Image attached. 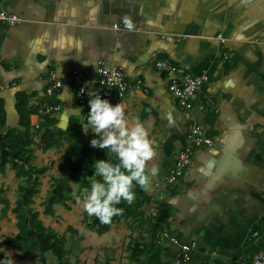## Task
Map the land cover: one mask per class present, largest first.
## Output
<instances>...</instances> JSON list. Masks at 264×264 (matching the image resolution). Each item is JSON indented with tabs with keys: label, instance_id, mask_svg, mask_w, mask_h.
I'll return each mask as SVG.
<instances>
[{
	"label": "crops",
	"instance_id": "crops-1",
	"mask_svg": "<svg viewBox=\"0 0 264 264\" xmlns=\"http://www.w3.org/2000/svg\"><path fill=\"white\" fill-rule=\"evenodd\" d=\"M0 7L23 19L0 22V253L19 256L14 264H173L181 248L171 237L192 247L182 264H251L264 251V0H0ZM125 15L132 31L123 26ZM100 59L147 89L102 98L119 102L130 126L142 123L155 152L145 172L159 169L147 190L134 183L132 202L121 200L116 206L123 211L108 224L89 216L73 196L99 179L80 171L90 166L87 150L109 158L90 146L96 134L89 130L80 142L73 140L69 166L62 167L71 149L69 127L81 130L74 109L86 118L89 108L77 101L73 71L84 73L95 95ZM160 59L205 76L214 103L199 98L191 110L181 108L156 65ZM51 71L63 82L53 98L47 94ZM19 96L28 100L29 130L20 122ZM47 104L61 109L40 114ZM194 121L216 146L197 148L184 175L168 184ZM11 131L20 134L13 142ZM49 134L60 142L46 147ZM15 142L25 144L21 152ZM62 189L54 214H46ZM18 203L29 225L24 250L5 243L19 232L12 211ZM34 212L52 232L36 231Z\"/></svg>",
	"mask_w": 264,
	"mask_h": 264
},
{
	"label": "clouds",
	"instance_id": "clouds-1",
	"mask_svg": "<svg viewBox=\"0 0 264 264\" xmlns=\"http://www.w3.org/2000/svg\"><path fill=\"white\" fill-rule=\"evenodd\" d=\"M122 23L126 30H133L134 23L129 16H123ZM89 96L86 118L79 116L80 109L74 111L81 121V131L87 133L90 130L96 134L91 138L90 146L106 150L109 158L93 161V173L99 179H93L88 188L82 189L79 195L73 193V196L77 202L83 201V209L89 216H95L101 224H108L113 216L123 211L116 206L121 200L132 202L134 183L147 190L150 177L159 169L153 165L145 172V164L155 152L142 123L135 122L130 126L119 102L111 104L99 94L89 93ZM168 119L171 122L170 116ZM0 264H14V261L4 257Z\"/></svg>",
	"mask_w": 264,
	"mask_h": 264
},
{
	"label": "built area",
	"instance_id": "built-area-1",
	"mask_svg": "<svg viewBox=\"0 0 264 264\" xmlns=\"http://www.w3.org/2000/svg\"><path fill=\"white\" fill-rule=\"evenodd\" d=\"M23 21L19 16L9 13L0 7V22L6 25H16ZM114 29L120 30V26L113 25ZM216 38L221 42H226V38L222 35H217ZM98 66V82L101 89L97 94L101 97L117 96L123 98L129 91H143L147 89L143 87L140 81H130L124 70L114 64L108 63L105 59L99 60ZM157 67L164 71L169 78V89L177 98L181 108L191 110L194 103L199 98H203L208 104L214 103V100L209 96L204 89L206 77L202 75H194L187 71L184 67L173 64L167 60L160 59L156 62ZM73 85L77 101L82 105H87L89 100L88 80L84 73L76 69L73 71ZM50 86L47 94L53 98L60 92L63 82L57 77L54 71H51L47 76ZM61 109L60 104H47L40 109L42 115H54ZM216 146V141L207 133L205 126L197 121H194L187 133L186 143L177 152L175 163L167 176V183L174 184L183 175L186 168L192 162V156L197 148ZM254 235H257L255 233ZM163 238H170L168 233L163 234ZM171 241L178 244L181 248L180 257L173 264H182L188 261L192 256V247L188 243H182L177 238H172ZM251 264H264V251L256 252L252 257Z\"/></svg>",
	"mask_w": 264,
	"mask_h": 264
},
{
	"label": "trees",
	"instance_id": "trees-1",
	"mask_svg": "<svg viewBox=\"0 0 264 264\" xmlns=\"http://www.w3.org/2000/svg\"><path fill=\"white\" fill-rule=\"evenodd\" d=\"M18 111L20 113V122H21V125L23 127H25L27 130L30 129V114H31V111L29 110L28 108V100L25 96H19L18 97ZM4 113L2 112L1 108H0V127L2 125V123L4 122V117H3ZM69 140H70V143H71V149H70V153L68 155H63L62 156V167L63 168H67L69 166V159L71 157V155H73L74 153V145H73V140H76L77 142H80L82 140V131L81 130H75V128L73 127H69ZM10 136H8V140L10 141H14L13 138L16 136L19 137L20 134L17 133L16 131H11V133H9ZM11 137V138H10ZM23 140V139H22ZM55 140V143H49L50 141H53ZM59 142H60V139H58ZM58 140L56 138L55 135H52V134H49L47 135L43 141H44V144L46 147H50L52 145H55V144H58ZM14 143H12L11 145H13ZM15 145L20 149V152H21V148L22 146H25V144H23L22 142L20 144H17V142H15ZM23 155V153H22ZM86 158L90 164L89 167H84V166H81L80 167V171L84 174V175H87V176H94V169L92 168V163L95 159H101L100 156L98 155V153L96 151H94L93 149H88L87 152H86ZM66 189H62L61 192L59 193V195H56L54 196L52 199H51V202L49 205H46V208L44 210V212L46 214H54V209H53V205L60 199L61 196H63L64 192H65ZM132 191H135L134 189H132ZM8 207L2 209V215H6L7 214V211H8ZM23 207L20 203H18L17 207L13 208V212L16 214L17 218H18V221H17V225H18V228H19V232L18 234L15 236V237H6L5 239V243L8 244L9 246H12L14 248H17L19 250H24V245L23 243L26 241V235H27V232H28V223L26 222V215L23 213L22 211ZM130 207L128 206L127 207V211H126V214H129L130 212ZM33 221H34V225H35V229L37 232H43V233H49V232H52V228L50 226H45L43 221L40 219V214L39 212H34L33 213ZM90 228L92 229H95V226H90ZM71 232H74V233H77V230L75 229H72V228H68ZM1 230V228H0ZM108 230V227H104L102 231H99V233H103L105 231ZM0 247H1V244H0ZM32 246V250H35L37 249L38 247ZM5 256L0 253V259H3ZM16 264H19V263H16Z\"/></svg>",
	"mask_w": 264,
	"mask_h": 264
},
{
	"label": "rangeland",
	"instance_id": "rangeland-1",
	"mask_svg": "<svg viewBox=\"0 0 264 264\" xmlns=\"http://www.w3.org/2000/svg\"><path fill=\"white\" fill-rule=\"evenodd\" d=\"M47 222V221H46ZM48 223V222H47ZM53 226H54V228H56L57 226H56V224H52ZM39 258V257H38ZM12 259H16V260H20V258H19V256H12ZM50 262H52V261H50ZM23 263H24V261H23ZM34 264H39V261H35V262H33ZM51 264H56L55 263V261L53 262V263H51Z\"/></svg>",
	"mask_w": 264,
	"mask_h": 264
}]
</instances>
